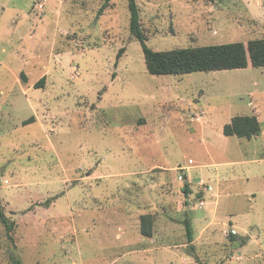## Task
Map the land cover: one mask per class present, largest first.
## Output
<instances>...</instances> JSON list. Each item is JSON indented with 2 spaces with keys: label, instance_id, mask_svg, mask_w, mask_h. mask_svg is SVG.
Wrapping results in <instances>:
<instances>
[{
  "label": "rangeland",
  "instance_id": "rangeland-1",
  "mask_svg": "<svg viewBox=\"0 0 264 264\" xmlns=\"http://www.w3.org/2000/svg\"><path fill=\"white\" fill-rule=\"evenodd\" d=\"M133 1L155 52L264 40V0ZM129 3L0 0V264H264V68L151 76Z\"/></svg>",
  "mask_w": 264,
  "mask_h": 264
},
{
  "label": "trees",
  "instance_id": "trees-1",
  "mask_svg": "<svg viewBox=\"0 0 264 264\" xmlns=\"http://www.w3.org/2000/svg\"><path fill=\"white\" fill-rule=\"evenodd\" d=\"M108 6V1L104 7ZM130 13L129 31L134 40L141 43L147 73L151 76L186 75L190 73H211L218 71H232L249 68H264V40H256L248 43H234L220 46H209L191 49H175L166 52H155L145 45V36L141 29L138 9L133 0L128 5ZM44 78L35 88H42ZM33 122V118L24 124ZM261 133L260 123L255 116H238L231 119L225 125L222 134L225 137H237L250 140ZM183 194L188 195V184L184 178ZM0 224L6 230V236L15 227L14 222L9 221L4 215L0 205ZM185 231L188 244L192 243V228L189 220H185ZM141 234L144 237L151 236V221L149 216L141 218ZM194 248H190L193 252ZM12 264H21L20 260L12 258Z\"/></svg>",
  "mask_w": 264,
  "mask_h": 264
},
{
  "label": "crops",
  "instance_id": "crops-1",
  "mask_svg": "<svg viewBox=\"0 0 264 264\" xmlns=\"http://www.w3.org/2000/svg\"><path fill=\"white\" fill-rule=\"evenodd\" d=\"M41 79H43V78H41ZM41 79H40V80H41ZM40 80H39V81H40ZM37 83H38V82H37ZM37 83H35V84H37ZM35 84H34V86H35ZM34 88H35V87H34ZM28 120H29V119H28ZM24 122H25V121H24Z\"/></svg>",
  "mask_w": 264,
  "mask_h": 264
}]
</instances>
